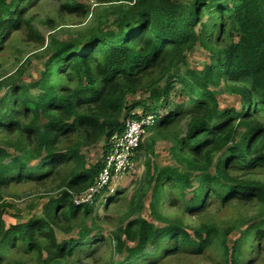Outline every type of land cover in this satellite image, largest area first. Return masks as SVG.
<instances>
[{"label":"trees","instance_id":"trees-1","mask_svg":"<svg viewBox=\"0 0 264 264\" xmlns=\"http://www.w3.org/2000/svg\"><path fill=\"white\" fill-rule=\"evenodd\" d=\"M43 1L76 24L70 37L40 34L35 21L57 26L40 20ZM95 2L90 13L78 0H0V264L264 260V0ZM195 52L207 61L190 68ZM148 117L130 199L105 186L75 204L127 124ZM163 203L179 215L163 216ZM212 207L239 213L203 221Z\"/></svg>","mask_w":264,"mask_h":264},{"label":"rangeland","instance_id":"rangeland-1","mask_svg":"<svg viewBox=\"0 0 264 264\" xmlns=\"http://www.w3.org/2000/svg\"><path fill=\"white\" fill-rule=\"evenodd\" d=\"M80 3H83L84 5H87L88 7H90V13L92 11V9L94 8V6H96V2L95 0H78ZM58 8V5L56 3L50 2V1H43V4L40 5V8L38 10V14L40 17V20H45L47 18H51L56 22V28L54 31H51V29H49L47 26L39 23L38 21H35L34 24L37 27V29L39 30L40 34L46 39V41H48L50 37H54L57 39H65L70 37L71 31L74 30L76 24L72 21L71 23L66 21L67 19H62L61 16H58L56 13V10ZM74 37V36H72ZM5 58L3 59V63H4V68L7 69V72H11L15 67H14V59H15V55L12 53H9L8 50L6 51V53H4ZM188 59L187 62L189 64L190 68H198L200 67V65L203 64V62L206 60V55L202 52H195L192 54H188ZM207 61V60H206ZM205 61V62H206ZM39 64H42L41 60H37L34 59L32 62V67L28 70V75L27 78L30 77L32 75V77H35V71L38 67H40ZM40 69V68H39ZM219 101L222 103V105L224 107L228 106V107H234V108H240V102L239 99L237 98V96H230L227 95V93H222L219 96ZM146 135H144L142 137V139L145 137ZM141 139V141H142ZM140 141V142H141ZM164 150L165 148L163 147L162 144H158L156 147V151H157V155L159 156V161L161 162L163 160L164 157ZM87 155L89 156V159H91V161H93L95 159L96 155H99L97 157H100L101 155V151L95 155H91L90 151H87ZM139 157L143 158V155ZM138 159V156H135L134 162L138 164L137 168H133V170H131L130 172H126L123 173L122 175H120L119 177H117L116 179L114 178L113 183L109 186V191L111 192H117V191H124V196H127V199L129 200L131 195H132V190L133 186L135 185V183L137 182L138 179H140L142 172H143V160L142 159ZM109 196V192L108 190L102 195L99 196V202L100 204H103L104 201L106 200L105 198H107ZM28 201H24V199H21L19 201H16V205L18 207V209L21 210V213L23 215H28L30 216V211L28 210L27 206ZM34 203H38V201H34ZM147 209L144 210L143 215L152 223H154V225L156 226H162V224H160L161 220H156L155 218L151 217L150 215H148L147 213ZM179 210L177 209H168L166 204L163 203L161 205L160 208V212L163 216L166 217H171V216H177L179 215L178 213ZM35 212V211H33ZM98 213L102 216H105V212L102 206L98 207ZM239 213V208H234V209H229V210H225L222 213H218L215 209V207H212L208 210V212L202 216V220L203 221H210L212 220L215 216L217 215H221L222 219H229V218H234L236 217L235 214ZM251 215V213H249ZM115 212L112 214L113 217H115ZM109 217V216H108ZM194 217V216H192ZM188 217L187 219L189 221H191V223H196L199 219L197 217ZM6 223L9 222V220H12L9 217H5ZM162 264V263H161ZM163 264H176V262L171 259L169 261L164 262ZM187 264H211L208 261H199L196 262L194 259L190 260L189 262H187ZM257 264H264V260H262V257H260L257 261Z\"/></svg>","mask_w":264,"mask_h":264},{"label":"built area","instance_id":"built-area-1","mask_svg":"<svg viewBox=\"0 0 264 264\" xmlns=\"http://www.w3.org/2000/svg\"><path fill=\"white\" fill-rule=\"evenodd\" d=\"M151 118L148 117L144 121H131L127 124L126 130L122 137L119 138L115 149L110 153L107 159V168L100 175V182L93 189H90L83 197L75 200V204H91L94 194L105 186L109 187L114 178L116 179L127 170L131 171L136 168L134 162L136 150L140 144L142 137L145 135V126L149 125ZM113 171V175L111 174Z\"/></svg>","mask_w":264,"mask_h":264},{"label":"clouds","instance_id":"clouds-1","mask_svg":"<svg viewBox=\"0 0 264 264\" xmlns=\"http://www.w3.org/2000/svg\"><path fill=\"white\" fill-rule=\"evenodd\" d=\"M138 164L136 163V168H137Z\"/></svg>","mask_w":264,"mask_h":264}]
</instances>
